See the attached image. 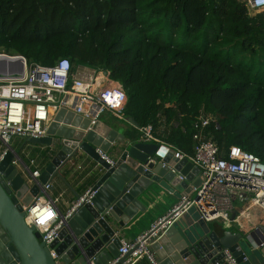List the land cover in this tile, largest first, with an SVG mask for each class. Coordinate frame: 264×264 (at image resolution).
I'll return each instance as SVG.
<instances>
[{"label":"trees","instance_id":"obj_1","mask_svg":"<svg viewBox=\"0 0 264 264\" xmlns=\"http://www.w3.org/2000/svg\"><path fill=\"white\" fill-rule=\"evenodd\" d=\"M0 52L48 67L66 58L124 89L131 139L171 122L166 143L190 155L192 123L264 163V10L238 0H0Z\"/></svg>","mask_w":264,"mask_h":264},{"label":"water","instance_id":"obj_2","mask_svg":"<svg viewBox=\"0 0 264 264\" xmlns=\"http://www.w3.org/2000/svg\"><path fill=\"white\" fill-rule=\"evenodd\" d=\"M127 122L137 128L131 118ZM98 126L99 121L90 125L89 119L59 109L48 125L46 137L28 139L29 143L46 147V163L35 179L24 161L21 160L22 166H15L11 164L13 155L4 157L0 163V264H55L40 235L26 225L25 209L35 197L53 190L55 177L68 185L64 174L73 172L80 161L91 162L88 176L94 180L91 188L96 193L90 204L73 212L67 226L60 230L58 240L50 245L57 254H63L62 261L66 264H83L84 254L96 255L95 264H106L116 257L121 247L117 231L143 212L140 199L153 185L178 194L179 201L190 196L192 188L199 185L198 181L191 183L190 170L198 174L199 169L187 158L178 160L170 154L164 157L163 148L139 140L125 142L111 167L99 152L106 155L114 139L99 134ZM178 175L186 180L180 181ZM169 218L166 216L149 229L145 238ZM262 242L264 227L251 230L242 227L234 233L220 226L218 232L200 218L195 208H190L157 240H151L150 248L157 264H225L224 249L233 254L238 264H263ZM245 256L247 262H243Z\"/></svg>","mask_w":264,"mask_h":264},{"label":"built area","instance_id":"obj_3","mask_svg":"<svg viewBox=\"0 0 264 264\" xmlns=\"http://www.w3.org/2000/svg\"><path fill=\"white\" fill-rule=\"evenodd\" d=\"M238 1L244 3L249 14L264 10V0ZM97 74L78 69L71 72L70 62L66 58L58 60L52 66L44 67L28 63L24 56L0 52V163L7 154H11V164L22 166L13 143L46 137L48 125L55 113L66 107L68 97H72L76 102L74 113L89 119L90 125L95 124L98 117L105 113L123 119L127 102L124 89L118 84L99 88ZM215 121L213 115L201 110L192 123V154L187 155L175 150L176 159L187 158L199 169V185L192 188L194 195L182 197L178 204L155 222L150 229L162 222L166 216H170L169 221L148 238H145V232L132 242L120 240L118 255L106 264H136L142 259L150 264H157L150 241L157 240L161 233L190 208H195L205 223L219 222L224 226H229L232 222L230 217L235 199L249 202L251 206L264 212V163L253 154L236 147L221 153L207 131ZM161 122L162 118L159 119V126ZM154 129L151 124L140 127L139 141L160 143L154 135ZM99 155L111 167L114 166V160L101 152ZM26 165L31 169V178H37L40 170L36 161L31 159ZM178 178L180 181L186 180L185 176L178 175ZM47 188L48 185L45 186L46 190ZM95 193L91 187L86 189L71 203L65 214L59 213L56 202L47 197V193L35 197L25 209L26 225L33 227L34 232L40 235V241L49 249L55 264L66 263L62 261L63 254H57L50 245L58 240L60 230L67 226V220L73 212L84 204H90ZM49 212L52 213L51 218L47 216ZM261 246H264V242ZM222 254L225 264H238L230 251L224 249ZM83 256V264H95L97 260L96 255ZM247 261L248 257L245 256L243 262Z\"/></svg>","mask_w":264,"mask_h":264},{"label":"crops","instance_id":"obj_4","mask_svg":"<svg viewBox=\"0 0 264 264\" xmlns=\"http://www.w3.org/2000/svg\"><path fill=\"white\" fill-rule=\"evenodd\" d=\"M77 69L79 71L88 70L98 73L99 88L110 84L120 85L118 82L112 81L109 78V72L104 71L103 69L87 68L83 66H78ZM68 98V103L64 109L74 113V106L76 102L72 97ZM84 119L86 118L84 117ZM97 121H99V134L113 136L114 142L111 144V148L106 153L110 159L115 160L120 156L122 153V145L125 142H136V140L130 138L132 133L130 127L134 126L130 125L125 117L122 119L110 113H105L99 116ZM170 124L171 122H166V120L162 118L160 126L158 125L154 129V135L157 139H159L160 143L146 144H156L160 148H163L161 152L164 157L167 156V154H170L171 158H174L176 148L166 143L165 139L170 133ZM137 140H139V136ZM16 142L21 145L19 152L20 161L22 160L26 164H29V161L34 159L37 163L38 169L41 171L42 167L46 163V147L29 143L28 140H19ZM90 163L91 162L89 160L80 161L75 165L73 172L69 174L65 173L64 176L68 185H65L58 177L53 179V190H47L46 196L56 202V207L59 213L65 214L71 203L76 200L77 196H81L86 189L91 187L94 183L93 178L88 176ZM189 174L193 179L191 183H197V181L199 182L196 172L190 170ZM188 188H190V186L186 189ZM186 189H182L183 192H185ZM191 195H194L192 190L190 196ZM140 201L143 207V212H139L135 218L124 226V228L117 231V236L121 237V240L132 242L137 237L143 235L155 222L165 216L176 204L179 203V197L178 194H170L169 192L162 190L157 185H153L150 190L142 195ZM230 218L232 222L229 226H224L219 222L208 223V225L211 229L218 232L219 227L221 226L225 230H230L234 233L237 231V228L247 227L251 230L260 226L264 227V212L260 208L251 206L249 202H241L238 199L233 201V210ZM255 263H257L256 260ZM136 264L150 263L145 259H142Z\"/></svg>","mask_w":264,"mask_h":264},{"label":"rangeland","instance_id":"obj_5","mask_svg":"<svg viewBox=\"0 0 264 264\" xmlns=\"http://www.w3.org/2000/svg\"><path fill=\"white\" fill-rule=\"evenodd\" d=\"M13 146L15 147V150H16V152H17V154L19 155L20 153V146L21 145H19V143H17V142H15V143H13ZM20 156V155H19ZM25 163V162H24ZM193 195H191V197H192ZM189 220V219H188ZM218 223V222H217Z\"/></svg>","mask_w":264,"mask_h":264},{"label":"snow or ice","instance_id":"obj_6","mask_svg":"<svg viewBox=\"0 0 264 264\" xmlns=\"http://www.w3.org/2000/svg\"><path fill=\"white\" fill-rule=\"evenodd\" d=\"M47 216H48V218H51L52 217V213L51 212L47 213Z\"/></svg>","mask_w":264,"mask_h":264}]
</instances>
